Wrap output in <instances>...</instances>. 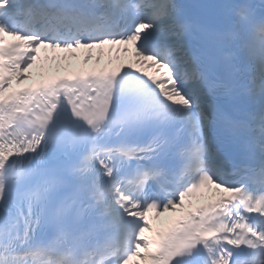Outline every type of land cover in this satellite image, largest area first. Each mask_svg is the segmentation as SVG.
Wrapping results in <instances>:
<instances>
[{
    "label": "snow or ice",
    "instance_id": "1",
    "mask_svg": "<svg viewBox=\"0 0 264 264\" xmlns=\"http://www.w3.org/2000/svg\"><path fill=\"white\" fill-rule=\"evenodd\" d=\"M0 264H264V0H0Z\"/></svg>",
    "mask_w": 264,
    "mask_h": 264
},
{
    "label": "bare ground",
    "instance_id": "2",
    "mask_svg": "<svg viewBox=\"0 0 264 264\" xmlns=\"http://www.w3.org/2000/svg\"><path fill=\"white\" fill-rule=\"evenodd\" d=\"M108 46H105L104 49H91V50H85L84 49V54L82 56H78L75 55V57L72 58H58L55 57V59H53V57L51 56V54L46 53L47 50L43 49V52H41L40 56L38 57V60L36 62V65L32 68L29 69L30 72L34 73V72H41V71H45V70H51V69H62V67H64L65 64L67 63H82L84 61L85 56L90 52L92 55V59H94L95 55L97 53H102L103 56H105V58L107 59H128V60H132L133 58L131 57L130 54H125L123 51L117 52V49L112 48L111 50L107 49ZM123 47V46H122ZM131 47V46H128ZM49 55V57L46 59L44 57L41 56H46ZM168 217H170V214H167L165 217H161L160 220L156 221L157 223H163L165 221V219H167Z\"/></svg>",
    "mask_w": 264,
    "mask_h": 264
}]
</instances>
